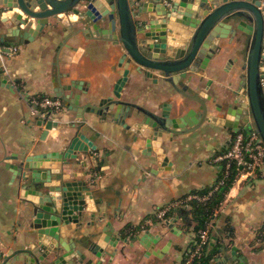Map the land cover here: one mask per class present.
<instances>
[{
  "label": "crops",
  "instance_id": "0c3cea01",
  "mask_svg": "<svg viewBox=\"0 0 264 264\" xmlns=\"http://www.w3.org/2000/svg\"><path fill=\"white\" fill-rule=\"evenodd\" d=\"M58 16L60 21H54V27H43L32 41H15L12 45L17 46L16 54L8 56L0 52V253L8 254V260H11V254L21 256L23 248L33 246L28 238L30 204L24 201L32 197L18 187V179L12 181L11 173L4 167V157L20 154L24 149L28 154L36 149L61 150L76 132H80L86 136L79 141L87 154L84 159L79 156L80 162L74 161L73 165L62 168L73 180H87L92 204L91 209L86 207L82 211L69 241L88 242L92 240L91 234L108 222L113 233L128 236L150 228L153 234L163 235L155 248L170 242L163 257L145 258L143 252L147 251L140 247H125L123 254L115 253L117 263L179 264L194 237L192 214L184 207L169 212L168 219L177 218L174 226L179 234H173L155 219L154 212L192 190L212 185L222 167V162L215 158L227 149L230 139L223 127L206 124L173 143L152 142L150 153L143 148V139L133 127L137 120L126 118L125 123L133 129L125 130L111 118L98 120L86 114L87 122L93 124L89 129L80 127L75 113L63 105L56 117L59 126L50 129L45 139L40 140L43 128L33 124L28 98L40 94L54 96L53 81L58 73L62 84L81 81L85 93L92 95L95 101L112 95L123 72V64L118 61L122 53L119 45L107 39L85 38L77 31L80 26L74 24L76 17L72 13ZM64 38L68 45L57 50ZM11 40L5 37L4 45ZM222 42L226 45L209 61L201 81L193 76L189 83L192 90L217 99L228 92L229 84L235 86L240 72V62L228 63L234 57L232 44L226 39ZM71 92L81 93L73 87ZM120 94L122 100L154 111L163 102L171 103L173 109L177 102H186L170 86L161 81L151 84L149 79L132 70ZM85 100L83 97L80 102ZM188 105L195 104L188 101ZM143 150L150 155L143 154ZM93 155L100 166L98 171L93 169ZM163 156L167 157L168 168L159 165ZM11 162L17 161L12 159ZM213 222L205 253L215 252L208 264H212V258L224 245L227 250L236 246L237 253L246 256L247 264H264V176L235 178L215 211Z\"/></svg>",
  "mask_w": 264,
  "mask_h": 264
},
{
  "label": "water",
  "instance_id": "95a60500",
  "mask_svg": "<svg viewBox=\"0 0 264 264\" xmlns=\"http://www.w3.org/2000/svg\"><path fill=\"white\" fill-rule=\"evenodd\" d=\"M8 12V16H2ZM68 13L75 15L74 24L80 26L77 31L85 38L107 39L122 50L118 61L123 64V72L111 96L94 101L81 81L62 84L59 73L54 79V96L75 113L80 127L93 126L86 114L98 120L111 118L125 130L133 129L125 123L126 118H133L143 148L151 153L152 142L173 143L206 124L224 128L237 119L250 124L264 144V0H0V47L5 37L12 39L8 45L32 41L43 27H54V21H60L58 15ZM223 39L233 46L234 57L228 63L240 62V72L235 86L229 84L228 92L217 99L192 90L189 83L193 76L201 81L209 61L226 45ZM62 45H68L65 38L57 50ZM130 70L157 73L160 81L186 102H177L174 109L171 103L163 102L154 111L122 100L121 89ZM72 87L81 93L73 94ZM83 97L86 100L82 103ZM188 101L195 105L189 106ZM33 124L42 128L40 121ZM58 126V120L47 121L39 139L44 140L48 130ZM84 137L76 132L61 150L36 149L28 154L24 149L4 157L12 181L18 179V187L32 197L24 201L30 204L28 238L33 246L23 248L21 256L11 254V260L8 254L0 253V264H118L114 255L123 254L125 247H140L147 251L143 252L145 258L161 259L167 251L170 242L155 248L162 234H153L150 228L129 236L116 234L109 222L92 233L88 242L69 241L84 208L91 209L92 194L87 180L71 179L62 166L80 162V155L84 159L87 149L79 139ZM166 161L163 156L159 165L168 168ZM91 162L98 171L95 155ZM176 219L160 224L179 234L174 226ZM247 263L236 246L227 250L224 245L212 258V264Z\"/></svg>",
  "mask_w": 264,
  "mask_h": 264
},
{
  "label": "built area",
  "instance_id": "2783aa9c",
  "mask_svg": "<svg viewBox=\"0 0 264 264\" xmlns=\"http://www.w3.org/2000/svg\"><path fill=\"white\" fill-rule=\"evenodd\" d=\"M17 50V46L14 45H3L0 47V52L6 53L8 56L16 54ZM28 103L30 116L34 122L40 121L42 128H44L47 121L56 120L57 115L64 108L60 98L45 94L28 98ZM215 160L224 162V170L222 178L214 186V189L223 184L228 178L230 167L235 169V178L248 179L255 176H264V144L252 128L237 132L227 149L217 155ZM211 193L212 190L203 195L188 194L183 200H176L156 209L154 217L157 221L162 222L168 219L167 216L171 210L180 207L188 208L187 201L191 199L205 201ZM213 221L214 218L203 229L194 233L193 240L185 249L184 256L179 264L198 263L199 257L209 242L210 232L213 230Z\"/></svg>",
  "mask_w": 264,
  "mask_h": 264
},
{
  "label": "trees",
  "instance_id": "16d2710c",
  "mask_svg": "<svg viewBox=\"0 0 264 264\" xmlns=\"http://www.w3.org/2000/svg\"><path fill=\"white\" fill-rule=\"evenodd\" d=\"M223 170H224V162H222L221 174L218 176V178L212 185L204 187L200 190H192L190 193H188V194L203 195V194H207L210 190H212L211 195H209L205 201H198L195 199H191L187 201L189 206L188 210H190L192 217L195 221V225L193 228L194 232L203 229L208 222L213 220L215 211L218 209L220 202L222 201L225 193L228 191L229 185L235 178V169L233 167H230L228 178L224 181L223 184L219 185L216 189H214V186L222 178ZM188 194H186L184 197L180 198L179 200H183ZM214 252L215 251L212 250L211 252L206 254L204 249L202 255L199 257L198 263L194 262L193 264H208Z\"/></svg>",
  "mask_w": 264,
  "mask_h": 264
},
{
  "label": "flooded vegetation",
  "instance_id": "af4514ba",
  "mask_svg": "<svg viewBox=\"0 0 264 264\" xmlns=\"http://www.w3.org/2000/svg\"><path fill=\"white\" fill-rule=\"evenodd\" d=\"M142 77L149 79L151 84H158L160 81L159 75L157 73H152L151 75H148L147 73L140 72L139 73ZM243 119V117H242ZM243 126V127H242ZM251 125H246L243 123L242 120L237 121H231V125L229 127H224V130L226 131L227 137L230 139V141L232 140V138L234 137V135L239 132V131H243V130H248L251 129Z\"/></svg>",
  "mask_w": 264,
  "mask_h": 264
}]
</instances>
